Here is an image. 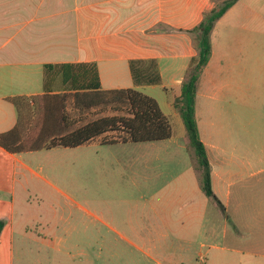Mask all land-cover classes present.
Listing matches in <instances>:
<instances>
[{"label":"crops","instance_id":"1","mask_svg":"<svg viewBox=\"0 0 264 264\" xmlns=\"http://www.w3.org/2000/svg\"><path fill=\"white\" fill-rule=\"evenodd\" d=\"M224 1L0 0V134L17 122L9 99L67 92L58 68L66 64L93 65L101 90L133 89L154 99L172 130L157 142L97 140L20 154L0 147V264H30V243L43 264H101L100 240L123 241L139 264H264V0H238L215 23L197 86L195 119L221 207L201 190L174 108L198 54L189 31ZM133 62L143 73L155 68L160 83L135 84ZM94 145L135 151L121 168L140 178L139 203L118 208L127 215L93 214L28 165L39 154L69 156ZM33 193L64 198L81 218L56 217L52 205L37 212Z\"/></svg>","mask_w":264,"mask_h":264},{"label":"trees","instance_id":"2","mask_svg":"<svg viewBox=\"0 0 264 264\" xmlns=\"http://www.w3.org/2000/svg\"><path fill=\"white\" fill-rule=\"evenodd\" d=\"M238 0H226L203 15L202 21L191 31L195 34L198 54L191 59L181 85L180 96L174 101L187 137V150H191L195 168L199 173L201 190L221 207L211 188L210 165L202 144L195 119V97L204 67L211 55V32L215 23ZM131 63L135 84L157 85L160 83L158 71L154 68L146 72L136 70ZM52 66H45V69ZM62 82L67 86L63 94H44L38 97H15L9 99L17 113L15 126L0 134V147L10 154L49 150L56 147L75 148L100 141L102 145L115 143L157 142L172 135L167 117L161 112L157 102L133 89L101 90L96 68L93 65H60ZM47 99L45 119L34 137L24 139L21 108L34 105L37 99ZM38 99V100H39ZM60 108V125L51 122L56 119ZM107 113H111L107 115ZM54 129L50 130V128ZM115 137L108 139V135ZM3 222L0 221V232Z\"/></svg>","mask_w":264,"mask_h":264},{"label":"rangeland","instance_id":"3","mask_svg":"<svg viewBox=\"0 0 264 264\" xmlns=\"http://www.w3.org/2000/svg\"><path fill=\"white\" fill-rule=\"evenodd\" d=\"M38 99L33 106L29 103V106L25 105L21 108L20 114L23 123L24 139L34 137L45 119V107L43 105L46 106L48 100ZM60 113V108H57L55 113L56 119L51 122L56 128L60 125ZM110 114L107 113V115ZM52 129H54L53 126L50 130ZM173 130L175 136H177L178 131L174 124ZM113 137L115 136L112 134L107 136L108 139ZM177 140H179L180 143L178 144L180 146H184V138H178ZM177 150L185 152L182 148H177ZM80 151L81 153L69 156L39 154L36 159L29 161L28 165L36 173L43 175L54 185L66 191L74 201L86 206L93 214L97 216L101 215L105 219L119 217V214L127 215V211L119 210L118 208L127 205L128 202H132L133 204L139 203V194L137 189L134 188V183L138 184L140 178L137 177L138 175H132L129 171H121V168L133 162L134 155L131 152L135 151H131L130 149L118 150L98 145L85 147ZM188 154L193 155L191 150H189ZM40 167L43 171L39 170ZM125 169L127 170V168ZM75 186H80V189L77 191L74 188ZM41 193L43 194V191ZM38 195L40 196L39 193H33L31 197L32 204L35 205L37 212L41 207L44 210V207L47 209L52 205L56 211V217L63 216L75 222L81 218V213L73 211L72 207L69 206V202L64 198L52 195L51 197L49 196V199H46ZM3 197L6 198L4 195ZM18 207L20 208V205H17ZM108 209L111 211L108 212ZM97 228H99L101 234L107 235V231L102 226L98 225ZM68 243L72 245L75 241H68ZM26 248L27 254L25 256L29 258L32 264L44 263L42 253L37 256L39 246L30 243V246H25V250ZM98 248L101 249L102 253L101 264H130L131 260L137 258L138 264L141 263L140 256L123 241L100 240ZM113 254L116 255L113 256ZM53 257H58V255H53ZM25 264H28V261H25ZM148 264L153 263L150 261Z\"/></svg>","mask_w":264,"mask_h":264}]
</instances>
